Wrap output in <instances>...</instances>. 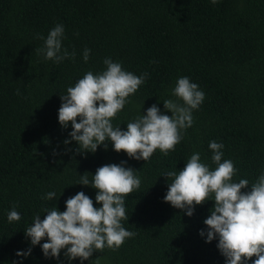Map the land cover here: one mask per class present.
Wrapping results in <instances>:
<instances>
[{"label":"trees","instance_id":"trees-1","mask_svg":"<svg viewBox=\"0 0 264 264\" xmlns=\"http://www.w3.org/2000/svg\"><path fill=\"white\" fill-rule=\"evenodd\" d=\"M58 23L65 29L62 47L76 56L57 64L35 49L44 44L38 37ZM85 47L91 49L87 63ZM106 57L137 76L148 73L112 120L122 130L153 104L171 116L163 101L175 99L171 89L179 77L204 91L195 123L175 151L164 156L157 149L148 161H137L114 151L111 142L107 150L101 145L85 154L75 152V141L63 143L72 127L58 122L60 94L87 71H102ZM212 140L223 143V159L238 169L234 180L251 184L264 169V0H219L215 6L210 0H0V264H81L79 258L69 262L63 250L59 260L45 258L24 231L44 207L64 211L65 201L80 191L100 207L97 190L76 183L85 172L91 179L98 167L121 161L141 179L125 197L129 219L122 221L136 235L83 264L98 257L99 264H225L218 240L206 243L199 235L207 231L203 221L214 201L196 206L191 217L163 201V174L183 169L194 152L211 165ZM49 191L56 199H41ZM14 204L21 219L9 223ZM29 247L30 256L16 255Z\"/></svg>","mask_w":264,"mask_h":264},{"label":"clouds","instance_id":"clouds-1","mask_svg":"<svg viewBox=\"0 0 264 264\" xmlns=\"http://www.w3.org/2000/svg\"><path fill=\"white\" fill-rule=\"evenodd\" d=\"M210 3L215 6L219 0H210ZM64 32V25L56 24L46 38L38 37L44 44L35 52L57 64L65 59L74 60L75 50L69 52L62 47ZM90 54L91 49L85 47L82 53L85 63ZM103 64L102 71H87L74 86L67 87L65 94H60L58 122L63 129L68 128L69 122L72 127L70 139L63 143L68 145L75 141L78 145L75 152L85 154L95 153L101 145L107 150L111 142L114 151H123L137 161H148L157 149L164 156L175 151L186 130L195 123L193 112L203 103L204 91L189 77H179L171 89L175 99L163 101L164 109L171 116L163 114L153 104L146 114L129 120L126 130H122L120 125L114 126L112 120L145 83L148 73L137 76L124 70L122 63L111 57H106ZM208 147L212 152L211 165L201 160L199 152H194L183 169L163 174L168 181L163 201L183 210L189 217L196 206L214 201L210 215L203 221L207 231L202 229L199 235H206V243L218 240L217 248L225 264H249V261L264 264V169L251 184L248 179L236 181L238 169L233 160L223 159V143L212 140ZM126 163L98 167L91 179L88 172L80 175L76 184L96 189L95 203L100 207H95L92 198L80 191L65 201L64 211L53 205L44 207V215L35 214L32 224L24 231L31 246L40 245L45 258L59 260L63 250L69 262L79 258L83 264L94 252H102L105 248L118 250L127 239L134 238L136 233L127 230L122 221L129 219L125 197L139 189L141 179L138 171L126 167ZM249 187V191H242ZM41 199L53 201L56 193L49 191ZM16 208L14 204L7 212L9 223L21 219ZM45 238L47 242L41 244ZM32 247L17 251L16 255L26 258L31 255ZM91 264H99V257Z\"/></svg>","mask_w":264,"mask_h":264}]
</instances>
